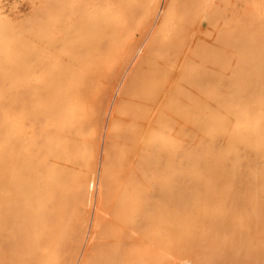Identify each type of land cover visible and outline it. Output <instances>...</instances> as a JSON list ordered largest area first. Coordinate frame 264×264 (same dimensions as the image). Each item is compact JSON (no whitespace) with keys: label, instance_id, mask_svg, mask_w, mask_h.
<instances>
[{"label":"bare ground","instance_id":"bare-ground-1","mask_svg":"<svg viewBox=\"0 0 264 264\" xmlns=\"http://www.w3.org/2000/svg\"><path fill=\"white\" fill-rule=\"evenodd\" d=\"M2 6L0 264H264V0Z\"/></svg>","mask_w":264,"mask_h":264},{"label":"rangeland","instance_id":"rangeland-1","mask_svg":"<svg viewBox=\"0 0 264 264\" xmlns=\"http://www.w3.org/2000/svg\"><path fill=\"white\" fill-rule=\"evenodd\" d=\"M48 1V0H47ZM46 0H0L3 13L9 17L8 19L14 22V25H24L33 20V13L41 7ZM38 8V9H37ZM5 16V15H4ZM11 22V23H12Z\"/></svg>","mask_w":264,"mask_h":264}]
</instances>
